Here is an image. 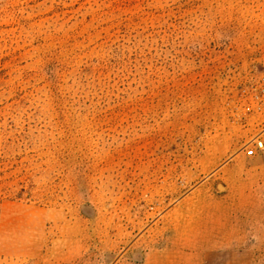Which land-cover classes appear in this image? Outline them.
I'll list each match as a JSON object with an SVG mask.
<instances>
[{
  "label": "rangeland",
  "instance_id": "obj_1",
  "mask_svg": "<svg viewBox=\"0 0 264 264\" xmlns=\"http://www.w3.org/2000/svg\"><path fill=\"white\" fill-rule=\"evenodd\" d=\"M263 75L264 0H0V264H264Z\"/></svg>",
  "mask_w": 264,
  "mask_h": 264
},
{
  "label": "built area",
  "instance_id": "obj_2",
  "mask_svg": "<svg viewBox=\"0 0 264 264\" xmlns=\"http://www.w3.org/2000/svg\"><path fill=\"white\" fill-rule=\"evenodd\" d=\"M245 97V96H244ZM232 120L237 125H247L250 120L260 129L245 147L246 156L252 158L264 152V75L252 87L242 103L232 109Z\"/></svg>",
  "mask_w": 264,
  "mask_h": 264
},
{
  "label": "water",
  "instance_id": "obj_3",
  "mask_svg": "<svg viewBox=\"0 0 264 264\" xmlns=\"http://www.w3.org/2000/svg\"><path fill=\"white\" fill-rule=\"evenodd\" d=\"M220 189H222L223 187L222 186H219Z\"/></svg>",
  "mask_w": 264,
  "mask_h": 264
}]
</instances>
